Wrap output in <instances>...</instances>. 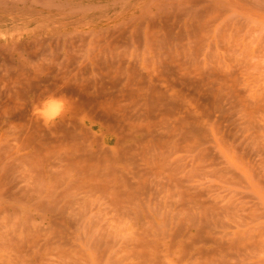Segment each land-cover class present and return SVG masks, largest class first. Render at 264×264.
<instances>
[{
	"label": "rangeland",
	"instance_id": "obj_1",
	"mask_svg": "<svg viewBox=\"0 0 264 264\" xmlns=\"http://www.w3.org/2000/svg\"><path fill=\"white\" fill-rule=\"evenodd\" d=\"M0 1V264H264V18Z\"/></svg>",
	"mask_w": 264,
	"mask_h": 264
},
{
	"label": "bare ground",
	"instance_id": "obj_2",
	"mask_svg": "<svg viewBox=\"0 0 264 264\" xmlns=\"http://www.w3.org/2000/svg\"><path fill=\"white\" fill-rule=\"evenodd\" d=\"M9 1V0H8ZM1 2V1H0ZM11 2H12V6L13 5H15V4H18V8H19V10L20 11H22L21 13H31L32 15H39L40 17H42L45 21L46 20H55V19H71V18H76V17H85V16H87L88 14H89V12H91V11H93V10H97L98 11V13L99 12H104V8H106L107 6H109V5H126V4H130V3H133V2H139V3H145V5H146V3L148 4V3H153V5H155L154 7H158V8H160L159 9V11H157L156 12V15H155V12H152L155 16H157L158 14H159V16H167L168 18H169V16H171V15H177V14H181V15H184V16H188V18H192V17H197V18H199V17H201V16H203V17H205V15L206 16H208L209 18H212V19H219V18H221V16L223 15V14H225V12H231V13H229L230 15H240V16H257V17H261V18H264V0H32V3H30V4H26V1L25 0H11ZM11 2H10V4H11ZM6 4H7V0H6V2H5ZM5 3H3V0H2V3H1V5L3 4H5ZM10 4H9V6H10ZM152 5V6H153ZM15 6H17V5H15ZM27 6V7H26ZM6 7V6H5ZM146 8H148L147 6H146ZM144 9V8H143ZM12 11V10H11ZM140 11H141V9H140ZM145 11V10H144ZM151 8H150V11H149V14L151 13ZM146 12V11H145ZM4 14V13H3ZM148 14V15H149ZM141 15H144V17H146L145 16V13L144 14H141ZM151 15V14H150ZM154 15H151V16H154ZM180 15V16H181ZM229 15V16H230ZM135 16V15H134ZM138 16V19H141V18H139L140 16L139 15H137ZM143 17V16H142ZM144 17H143V19H144ZM158 17V16H157ZM202 17V18H203ZM104 18V17H103ZM129 18V17H128ZM131 18H133V16L131 17ZM150 18V17H149ZM164 18V17H163ZM166 18V17H165ZM172 18H173V16H172ZM176 18H177V16H176ZM202 18H200V19H202ZM226 18H227V16H226ZM230 18V17H229ZM136 19H137V17H136ZM154 19V18H153ZM156 19V18H155ZM167 19V18H166ZM179 19H181V18H179ZM182 19H183V17H182ZM181 19V20H182ZM199 19V20H200ZM206 19V17L204 18V20ZM225 19V18H224ZM228 19V18H227ZM126 20H128V19H126ZM161 20H162V18H161ZM193 20V19H192ZM199 20L198 21H194L196 24L195 25H197V27H198V25H200V23H198L199 22ZM207 20V19H206ZM208 20H210V19H208ZM216 20H211V22H213V21H216ZM232 20V19H231ZM234 20V19H233ZM244 20V19H243ZM246 20H250V19H248V17L246 18ZM135 21V20H134ZM155 21H157V20H155ZM167 22L169 21V20H166ZM165 21V22H166ZM172 21V20H171ZM176 21V20H175ZM227 21H229V20H227ZM251 22L252 21H254L253 19L252 20H250ZM17 22V21H16ZM122 22V21H121ZM120 22V23H121ZM128 22V21H127ZM141 22V21H140ZM149 22H150V20H149ZM149 22H148V24H149ZM188 21H186V23H187ZM201 22V21H200ZM206 21H204L203 23L201 22V24L203 25V24H206L205 23ZM207 22H209V21H207ZM223 22H225L224 20H223ZM232 22V21H231ZM255 22V21H254ZM258 22V21H257ZM123 23H124V21H123ZM177 23H178V21H177ZM210 23V22H209ZM227 23V22H226ZM173 24V23H172ZM191 25H193L192 23H190ZM227 24H229V23H227ZM226 24V25H227ZM248 24V23H247ZM256 24V23H255ZM261 24H263L264 25V23H261ZM139 25V24H138ZM164 24H162V26H163ZM175 25V24H174ZM201 25V26H202ZM207 25V29H208V24H206ZM211 25V24H210ZM210 25H209V27H210ZM257 25V24H256ZM262 25V26H263ZM165 26V25H164ZM163 26V27H164ZM176 26H178V25H176ZM201 26H199V27H201ZM233 26V25H232ZM253 26H254V24H253ZM262 26H260V27H262ZM139 27V26H138ZM142 27V26H141ZM146 27V26H145ZM167 27H169V26H167ZM170 27H172V26H170ZM180 27V26H179ZM178 27V28H179ZM189 27V26H188ZM194 27V26H193ZM196 26H195V30H194V32L195 31H197V29H199L200 30V28H197ZM204 27V26H203ZM212 27V26H211ZM230 27V26H229ZM250 28H251V26H249ZM248 27V28H249ZM148 28V27H147ZM197 28V29H196ZM205 28V27H204ZM203 28V29H204ZM213 28V27H212ZM225 28V27H224ZM226 28H228V26L226 27ZM232 28H234V27H232ZM231 28V29H232ZM252 28H254L255 29V27H252ZM102 29H106V28H102ZM150 29V28H149ZM170 30H171V28H169ZM190 29V28H189ZM203 29H201V30H203ZM211 29V28H210ZM216 30H217V27L215 28ZM219 29V28H218ZM220 29H221V27H220ZM219 29V30H220ZM239 29V28H238ZM257 29V28H256ZM256 29L255 30H252V32H254L255 33V31H256ZM261 29H263V27L261 28ZM99 28H98V32H99ZM140 30V29H139ZM186 30H187V28H186ZM192 30V29H191ZM199 30H198V32H199ZM204 30H206V29H204ZM212 30V29H211ZM226 30V29H225ZM89 31V30H88ZM87 31V32H88ZM109 31V30H108ZM147 31V30H146ZM178 31V30H177ZM182 31H183V29H182ZM188 31V30H187ZM193 31V30H192ZM192 31H191V34H192ZM207 31V30H206ZM205 31V32H206ZM208 31L210 32V30L208 29ZM208 31H207V33H208ZM249 31H250V29H249ZM248 31V32H249ZM257 31H260V30H258L257 29ZM256 31V34L258 33ZM17 32V31H16ZM74 32V31H73ZM77 32H79V31H77ZM90 32H91V29H90ZM89 32V33H90ZM97 31H96V34L98 33ZM101 32V31H100ZM190 32V31H189ZM189 32H188V34H189ZM197 32V33H198ZM216 32H218V30L216 31ZM246 32V31H245ZM15 33V32H14ZM102 33V32H101ZM104 33H106V32H104ZM177 33V32H176ZM204 32L202 31V34H203ZM250 33V32H249ZM262 32L260 31V34H261ZM264 33V32H263ZM0 34H2V33H0ZM195 34V33H194ZM199 34H200V32H199ZM201 34V35H202ZM248 34V33H247ZM251 34V33H250ZM260 34H259V36H260ZM190 35V34H189ZM201 35H198V36H201ZM4 36V35H3ZM184 36V35H183ZM193 36V35H192ZM196 36H197V34H196ZM196 36H194V37H196ZM257 36H258V34H257ZM262 36V35H261ZM16 37H19V36H17L16 35ZM263 37H264V34H263ZM25 38V37H24ZM191 38V37H190ZM198 38V37H197ZM261 39H263L262 37H261ZM20 42V45H21V42L22 41H19ZM1 43V42H0ZM12 44H17V43H12ZM1 45V44H0ZM4 45V44H3ZM8 45V44H7ZM12 46V45H11ZM22 46H24V45H22ZM27 46V45H26ZM25 46V47H26ZM8 47V46H7ZM13 47H14V45H13ZM16 47H19V46H17L16 45ZM16 47H14V48H12V49H10L9 51L10 52H12L11 50H15V48ZM21 47V46H20ZM19 47V48H20ZM10 48V45H9V47L7 48V49H9ZM259 48H260V45H259ZM5 49L6 48H4V51H5ZM6 49V50H7ZM17 49V48H16ZM25 49V48H24ZM18 50V49H17ZM259 50V49H258ZM261 50H263L262 48H260V50L259 51H261ZM19 51V50H18ZM254 51H256V49L254 50ZM259 51H257V52H259ZM22 52V49H20V51H19V53H17V54H20ZM8 55V54H7ZM9 55H11L10 53H9ZM21 55V54H20ZM20 55L19 56H17V57H20ZM12 56H13V53H12ZM11 57V56H10ZM12 58V57H11ZM38 105H40V103L38 104ZM38 107V106H37ZM35 111V110H34ZM33 114H36V113H33ZM34 116V115H33ZM32 117V116H31ZM35 117H38L37 115L36 116H34L33 118H35ZM32 118V119H33ZM37 119V118H36ZM40 120V119H39ZM38 120V121H39ZM30 121V120H29ZM33 121H35L34 119H33ZM42 121V120H41ZM40 121V122H41ZM32 123V122H31ZM31 123H27V124H30L31 125ZM38 122H36L35 124H37ZM27 124H25V126L27 125ZM35 124H34V128H35ZM42 124V123H41ZM17 125V124H16ZM22 125V124H21ZM30 125H28L29 127H33V126H30ZM38 125H39V123H38ZM28 126L27 127H24L23 126V133H25L24 132V130L26 131V129L25 128H28ZM41 126H43V125H41ZM15 129L17 128V127H15V126H13ZM40 127V126H39ZM34 128H30V129H32V131H33V129ZM41 128V127H40ZM39 128V129H40ZM15 129H13V130H15ZM18 129V128H17ZM20 129H22V127H20ZM19 129V130H20ZM30 129H28V130H30ZM37 129V130H36ZM35 130L36 131H38L39 129L38 128H36ZM18 130V131H19ZM27 130V132H29ZM34 130V131H35ZM17 131V130H16ZM15 131V132H16ZM34 131L33 132H31V135H33L34 134ZM35 131V132H36ZM40 131V130H39ZM14 132V131H13ZM42 132V131H41ZM33 133V134H32ZM36 133H38V132H36ZM40 133V132H39ZM38 133V134H39ZM2 134V133H1ZM11 134V133H10ZM25 134H27V133H25ZM21 135V134H20ZM29 135H30V132H29ZM31 135H30V137H31ZM39 135H41V134H39ZM39 135H37V136H39ZM22 136V135H21ZM25 136V135H24ZM35 136V137H34ZM42 136V135H41ZM6 137V136H5ZM4 137V138H5ZM28 137L29 136H27L26 138H23V136H22V138L23 139H21V137L19 136L18 138L19 139H21L22 141L24 140H27L28 139ZM30 137H29V140H30ZM14 138H15V136H14ZM17 138V139H18ZM34 138H39V137H36V134L35 135H33V138H31V141H33V139ZM41 138H43V137H41ZM40 138V139H41ZM1 139H3V137L1 138ZM11 139V138H10ZM12 139H13V136H12ZM17 139H15V140H17ZM39 139V140H40ZM3 140H5V139H3ZM2 141V140H1ZM19 141V140H18ZM30 141V142H31ZM42 140H40V142H41ZM28 142V141H27ZM34 142L36 143V141L34 140ZM39 142V143H40ZM18 143V142H17ZM38 143V146L40 147V144ZM0 144H4V143H0ZM12 144V143H11ZM11 144H9V148L8 149H10L11 147H13ZM15 144V143H14ZM19 144H20V141H19ZM23 144H25L26 145V142L24 143L23 142ZM23 144H21L22 145V147L21 148H23L24 146H23ZM31 144V143H30ZM30 144H29V146H30ZM6 145H7V143H6ZM10 145H11V147H10ZM2 146V145H1ZM4 146V148L5 147H7V146H5V144L3 145ZM2 146V147H3ZM15 146H16V144H15ZM15 146H14V148H15ZM28 146V145H27ZM35 148H36V146H37V143H36V145L34 144L33 145ZM18 147V146H17ZM33 147V148H34ZM38 147V149H36V151H38V150H40V148ZM26 148V147H25ZM3 149V148H2ZM1 149V150H2ZM7 150V149H6ZM9 151V150H8ZM33 151H34V149H33ZM33 151L31 150L30 151V153H33ZM1 152V151H0ZM3 152H5V151H3ZM9 152H11V151H9ZM9 152H7V153H9ZM15 152V151H14ZM39 152V151H38ZM2 153V152H1ZM26 153V152H25ZM28 153V152H27ZM37 153V152H36ZM36 153H33V154H36ZM1 155L2 154H0V159H1ZM4 156H6L7 157V154L5 155V153H4ZM9 156V155H8ZM18 156V155H17ZM25 155H23V157H24ZM30 156H31V154H30ZM30 156H27V154H26V156H25V158H29ZM32 156H35V155H32ZM39 156V155H38ZM18 157H20V155L18 156ZM83 157V156H82ZM24 158V159H25ZM3 159H5V158H3ZM15 160L17 159V158H14ZM14 159H13V161H14ZM23 159V158H22ZM23 159V160H24ZM31 159H32V157H31ZM23 160L21 161V159L19 158V160L17 159L16 161H21V162H23ZM25 160H27L28 161V159H25ZM24 160V161H25ZM37 160V159H36ZM79 160H81V159H79ZM15 161V162H16ZM83 161V160H82ZM17 162V163H18ZM20 162V163H21ZM81 162V161H80ZM0 163H1V160H0ZM9 163V162H8ZM12 163V161L9 163L10 164V166L12 165L11 164ZM14 163V162H13ZM17 163H15V164H17ZM19 163V164H20ZM24 163V162H23ZM84 163V162H83ZM83 163H81V164H83ZM87 163V162H86ZM7 164V163H6ZM6 164H3V165H5L6 166V168H8V170H9V168L10 167H7V165ZM2 165V166H3ZM83 165H85V163L83 164ZM82 166V165H81ZM86 166V165H85ZM0 170H2L1 168H0ZM3 170H5V168H3ZM7 170V171H8ZM5 173H7V172H5ZM5 175V174H4Z\"/></svg>",
	"mask_w": 264,
	"mask_h": 264
},
{
	"label": "clouds",
	"instance_id": "obj_3",
	"mask_svg": "<svg viewBox=\"0 0 264 264\" xmlns=\"http://www.w3.org/2000/svg\"><path fill=\"white\" fill-rule=\"evenodd\" d=\"M66 110L67 102L63 98L50 95L36 107L35 113L45 124H53Z\"/></svg>",
	"mask_w": 264,
	"mask_h": 264
}]
</instances>
